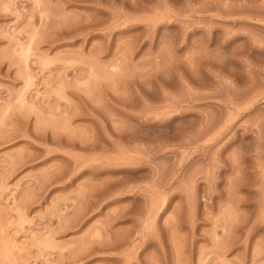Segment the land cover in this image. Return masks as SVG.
Listing matches in <instances>:
<instances>
[{"label": "rangeland", "instance_id": "rangeland-1", "mask_svg": "<svg viewBox=\"0 0 264 264\" xmlns=\"http://www.w3.org/2000/svg\"><path fill=\"white\" fill-rule=\"evenodd\" d=\"M0 264H264V0H0Z\"/></svg>", "mask_w": 264, "mask_h": 264}]
</instances>
